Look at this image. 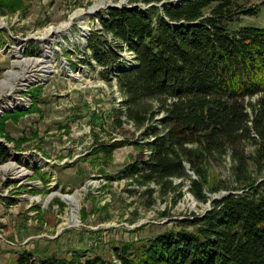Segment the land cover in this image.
<instances>
[{
    "label": "trees",
    "instance_id": "16d2710c",
    "mask_svg": "<svg viewBox=\"0 0 264 264\" xmlns=\"http://www.w3.org/2000/svg\"><path fill=\"white\" fill-rule=\"evenodd\" d=\"M142 1L148 8H109L100 16L81 60L96 62L105 79L118 64L113 77L123 110L116 109V124L124 114L142 129L131 141L141 155L121 174L145 187L147 207L155 192L149 185L162 195L175 192L173 178L189 177L188 190L201 202L210 200L206 192H227L200 216L169 220L172 229L147 238L134 253L129 244L116 248L118 264H264V27L240 25L263 3ZM123 50L133 55L127 65H121ZM126 142H102L93 154L107 160ZM9 155L0 141V163ZM224 155L235 185L207 189L212 161ZM32 256L23 251L16 264H34ZM39 264L63 263L46 258ZM82 264L112 263L96 257Z\"/></svg>",
    "mask_w": 264,
    "mask_h": 264
},
{
    "label": "rangeland",
    "instance_id": "374dc122",
    "mask_svg": "<svg viewBox=\"0 0 264 264\" xmlns=\"http://www.w3.org/2000/svg\"><path fill=\"white\" fill-rule=\"evenodd\" d=\"M244 1L263 4L240 25L264 27V0ZM130 5L149 4L0 0V141L10 153L0 163V264H16L23 251L32 253L34 264L46 258L82 264L96 257L118 264L116 248L129 244L134 253L147 238L172 229L169 220L200 216L227 192H206L210 200L201 202L188 190L189 177L173 178L175 192L162 195L149 185L155 192L147 207L145 187L121 174L141 155L131 141L141 138L142 129L124 114L116 124V109L123 110L113 77L118 64L109 67L105 79L96 62L89 66L81 60L89 33L100 29L99 17ZM64 23L61 31L46 35ZM121 55V65L130 63L128 51ZM113 140L127 142L107 160L93 154L97 144ZM143 154L149 151L144 148ZM229 166L227 155L212 161L207 189L234 187ZM188 174L195 178L191 170ZM163 210L166 217L159 215Z\"/></svg>",
    "mask_w": 264,
    "mask_h": 264
},
{
    "label": "bare ground",
    "instance_id": "6f19581e",
    "mask_svg": "<svg viewBox=\"0 0 264 264\" xmlns=\"http://www.w3.org/2000/svg\"><path fill=\"white\" fill-rule=\"evenodd\" d=\"M97 7L94 6L92 8L89 9V13L94 11ZM74 17V16H73ZM68 23H64V24H61L60 26H58V28H49L48 30H46V35L50 34V33H53V32H57V31H61L63 28H65V26H67ZM69 198V197H68ZM68 200V199H67ZM76 223H77V220H74Z\"/></svg>",
    "mask_w": 264,
    "mask_h": 264
},
{
    "label": "built area",
    "instance_id": "2783aa9c",
    "mask_svg": "<svg viewBox=\"0 0 264 264\" xmlns=\"http://www.w3.org/2000/svg\"><path fill=\"white\" fill-rule=\"evenodd\" d=\"M128 54H129V59H132L133 55L130 52H128Z\"/></svg>",
    "mask_w": 264,
    "mask_h": 264
}]
</instances>
